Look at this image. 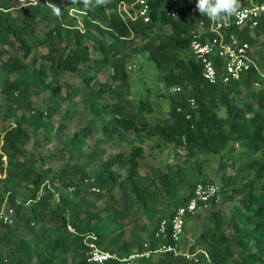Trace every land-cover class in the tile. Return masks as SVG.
<instances>
[{"label":"trees","instance_id":"trees-1","mask_svg":"<svg viewBox=\"0 0 264 264\" xmlns=\"http://www.w3.org/2000/svg\"><path fill=\"white\" fill-rule=\"evenodd\" d=\"M13 1L17 0H0V67L4 71L0 93L7 102L2 117L4 130L0 136V210L7 198L18 222L0 221V264H68L67 254L70 252L75 258L71 264H88L83 238L92 232L97 235L99 243L104 242L99 226L103 218L126 219L138 208L152 219L159 194L173 195L175 187L182 182V177L177 179L169 171L154 168L151 169L152 178H156L158 186L152 189L139 171V159L144 155L140 144L131 146L128 155L122 150L108 157L95 175L87 174L85 169L99 157L95 146L89 149V125H84L69 137L65 148L70 155L57 173L50 175V168L38 169L34 165L36 159L23 147L24 138L29 136L27 127L37 130L44 125V115L50 117L57 112L63 87L60 74L79 72L81 64L91 61L90 47L101 54L99 61L109 65L112 79L120 81L121 87L89 88L85 94V98H89H84L89 110L101 120L104 136L121 138L127 132L137 133L140 139L158 136L165 143L184 146L189 156L197 152L220 153L229 142L243 141L252 157L240 166L243 172L241 184H236L237 176H229L223 177V183L219 185V192H224L226 186L233 184L231 194L240 196L236 212L228 222L231 232H226L220 210L212 201L208 224L195 237L192 248L199 246L208 254L209 262L201 259L199 264H264V113L254 109L251 102L239 105L237 98L230 96L240 82L252 84L259 77L256 71L252 69L243 79L229 84L205 82L201 76V65L189 52L191 31L197 28V16L192 6L184 5V0L175 3V15L166 12V0H150V20L147 22L141 18H123L118 11L120 2L130 4L133 0H106L103 5L89 7L79 0H71V9L82 16L81 27L77 14L51 0H30L15 14ZM239 4L243 6L246 0H239ZM164 25L170 26V32L164 31ZM259 28L264 29L263 22ZM229 31L251 44L257 42L247 30L230 26ZM132 38L143 41L137 49L146 53L154 63L157 76L164 83L168 108L163 120L149 122L143 113L144 109L147 113L152 112L147 101L140 99L136 107L124 99L122 85L127 80L126 63L133 52L137 53L135 48L133 52L124 51ZM84 40H90L92 44L84 43ZM33 42L46 47L42 57L49 62L48 68L44 65L31 68L21 61V56H28ZM4 53H9L6 58ZM215 62L219 69L220 60L215 58ZM11 74L16 76L10 78ZM90 78L86 79L87 84ZM175 85L181 86V91L169 92ZM105 88L112 89L116 100L97 105L96 101ZM45 90L49 92V105L43 112L33 106L32 96ZM258 90L261 93L259 106L262 107L264 90ZM190 96L195 98L196 108L188 104ZM18 111L22 113L17 115ZM248 113H251L250 117ZM99 151L102 153L104 149ZM75 152L80 158L86 156V161L72 163ZM115 165L126 167V175L114 169ZM178 172L187 175L183 168ZM22 181L26 183L24 197L33 201L26 217L21 215L23 205L16 193ZM198 181L204 179L195 182ZM7 183H11L10 189L6 187ZM194 183L187 185L189 191H192ZM73 184L75 194L81 189L95 187L112 200L102 209L92 212L87 205L74 203L65 192H61L54 205L50 206L55 191ZM117 188L120 195L116 200L122 203L121 207L111 204L115 201L111 193ZM100 196L101 193L98 198ZM188 197L186 195L179 200L174 208L185 204ZM163 215H158L146 235L140 236V239L146 238L151 247L157 243L154 230L158 217ZM236 215H239V221L235 220ZM68 225L74 232L67 229ZM28 234L32 239L26 237ZM138 247L140 249L141 245ZM105 248L119 255L132 252L127 242L118 244V240L109 241ZM144 261L193 264L172 254H153L143 258Z\"/></svg>","mask_w":264,"mask_h":264},{"label":"rangeland","instance_id":"rangeland-1","mask_svg":"<svg viewBox=\"0 0 264 264\" xmlns=\"http://www.w3.org/2000/svg\"><path fill=\"white\" fill-rule=\"evenodd\" d=\"M29 1L30 0L13 1L12 4L16 7L13 9V13H17L22 7L27 5ZM51 2L54 4L58 3L61 7L70 8L72 13L75 15L77 14L76 17L78 22L81 21L82 16L80 13L71 9V0H51ZM163 29L165 32H170L169 25H164ZM263 38L264 37L261 35L255 44V48L258 52L261 50V39ZM84 43L89 45L92 44L90 40H84ZM142 43L143 41L140 38H132L131 42L126 45L124 51L133 52V49H137L138 45ZM45 52L46 47L44 45H41L38 42H33L31 43V50L28 56H21L20 59L31 68H39L40 65H44L48 68L49 62L42 57ZM90 52L91 61L81 64L79 66V72L69 75H64V73L60 74V83L63 87L59 95V109L50 117H46V115L43 116L42 121L44 125L41 128L33 130L32 127H27L29 136L24 138L23 147L28 153H31L34 156L36 159L34 165L38 169L50 168V175H52L57 173L65 161L68 160L70 154L69 150L65 148V145L68 143L67 141L69 137L78 129L83 128L84 125H89L91 129L87 138V142L91 144L89 149H92L93 146H95V148L98 149L97 152L99 153V157L85 169L87 174L95 175V173L101 170L102 162L108 157L113 156L122 150L128 155L131 146L140 144L143 146L144 155L139 159V171L152 189H154L155 186H158V181L156 178H152L151 169L157 168L160 171H169L173 173L177 179H181L182 177V182L175 187L173 195H168L164 192L159 194L157 210L152 219L143 214V212L137 208L126 219H108L105 217L101 221L99 226L105 237V241L99 243L102 248H105L109 241L118 240V244L127 242L132 247V251H134L139 248L138 246L141 245L143 241L147 240L146 238L140 239V236L146 235L151 229L156 217L172 210L175 207V204L189 193L188 184L192 185L198 179H204L214 181L218 185H221L223 183V177L229 176H237L238 181L236 184H241V174L243 172L240 170V166L242 163L248 161L252 157V154L245 149L243 141L229 142L220 153L205 154L197 152L193 156H189L184 146H180V150H177V145L173 143H165L158 136L144 137L140 139L138 138V134L133 132L125 133L121 138H108L104 136L101 133V120L89 110L87 106L88 103L84 101L85 94L89 88H107L108 85H114L115 88L121 87H119L120 81H114L112 79L109 65L99 61L101 59V54L96 53L93 47H90ZM8 54L9 53H4L3 57L6 58ZM129 63H135L137 68L133 71L131 69H127L126 71L127 80L124 83L125 86L122 85V91H124L122 93H125L124 99L131 101V104L134 106L138 104L140 99L147 101V105L151 107L152 112L147 113V110L144 109L143 113L149 122L153 123L163 120L167 114L168 102L164 83L157 76V69L154 63L147 58L146 53L139 52L138 49L137 53L133 52L126 65ZM3 76L4 71L0 67V89L3 87ZM15 76V74H11L10 78H14ZM88 76L91 77L89 84L86 82ZM106 88L96 101L97 105H100L101 103L110 104L116 100V96L112 89ZM127 89L129 91H127ZM168 91L170 92L171 89ZM260 94V91L252 84L247 85L240 82L237 87L233 88L230 96L237 98L239 105H243L244 102H251L254 109L264 113V104L262 107L259 106ZM48 95L49 92L47 90L36 96L33 95V106L39 107L41 111L45 112L49 105ZM85 99L88 100L89 98ZM6 107L7 102L0 93V136L4 130L5 123L2 120V117ZM21 113L22 111H18L17 115H20ZM247 116L250 117L251 113H248ZM60 126H62L61 129L59 128ZM100 148H103L104 152L100 153ZM258 154L259 152L256 155ZM80 161L85 162L86 156L80 158V156L77 155V152H75L71 162L74 163ZM113 168L119 171L122 175H126L127 173L126 167L120 168L118 165H115ZM181 168L186 170L187 175L178 172ZM252 175L253 173L251 176ZM25 184L26 183L22 181L19 186L20 190L16 192L18 195V201L23 205V209L21 210V215L23 217H26L29 208L33 205V201L26 200L24 197L26 194V192H24ZM232 186L233 184L226 186V190L220 192L219 199L215 203V208H219L224 220V228L228 233L231 232V227L228 222L231 215L236 212L235 207L239 205L238 201L240 197L239 195L231 194L230 189ZM6 187L10 189L12 187L11 183H7ZM61 192H65L74 203H79L83 206L87 205L92 212L102 209L104 205L112 200L108 194L104 195L102 191L98 192L92 189H81L78 194L74 193V189L71 191H68L66 188L57 190L58 195H60ZM100 193L101 196L98 198ZM111 194L115 197V201L113 200L111 204L115 207H121L122 203L116 200L120 195V190L117 188ZM56 197L53 196V201H51L50 206L54 205ZM88 201L92 202V204ZM8 206L9 200L6 198L3 206L4 210ZM209 210L210 208L187 222L186 235L190 238V241H193L201 232L202 228L208 224L207 216ZM11 220L12 222L10 223L16 224L18 222V217L13 216ZM235 220L239 221V215H236ZM1 231L2 227H0V232ZM26 237L32 239L31 234H28ZM156 257L157 256L154 257L155 260L157 259ZM74 260L73 252L68 253V264L73 263ZM134 264L156 263H149L148 261L142 262L141 260Z\"/></svg>","mask_w":264,"mask_h":264},{"label":"built area","instance_id":"built-area-1","mask_svg":"<svg viewBox=\"0 0 264 264\" xmlns=\"http://www.w3.org/2000/svg\"><path fill=\"white\" fill-rule=\"evenodd\" d=\"M179 0H166V12L175 15L174 5ZM185 6L195 7V0H184ZM150 0H133L130 4L120 2L118 11L123 18L135 20L141 18L144 22L150 20ZM74 10V9H72ZM72 13V12H71ZM197 28L191 31L189 41V52L201 65V76L209 84H229L232 81H239L246 77L252 69L259 77L253 80L252 85L257 89L264 90V38L261 39L262 47L258 52L255 44L243 40L235 33L229 31L230 26L247 30L250 35L258 39L264 37V29L260 25L264 23V0H246V4L239 7V16H230L221 22H214L206 16L195 11ZM78 22V20H77ZM81 27V21L78 22ZM215 58L220 60V68H217ZM137 65L129 63L128 70H135ZM173 92H180L181 86L171 87ZM187 102L192 108H196V100L190 96ZM180 110V107L177 108ZM180 150V146H177ZM75 188L74 184L67 187L68 191ZM92 190L98 191L93 187ZM219 185L211 180L198 181L194 183L192 191L187 194L188 200L185 204L178 206L158 217L154 238L157 240L155 247L145 240L141 248L132 251L128 255H119L116 251L102 248L95 233H87L83 238L85 255L88 264H134L143 258H149L153 254H172L183 257L193 264H199L201 259L207 262V252L196 246L192 248L193 241L186 235V224L200 213L211 207L219 199ZM54 196L58 198V193ZM14 210L11 207H4L0 210V221L2 223L12 222ZM67 229L74 232L71 225Z\"/></svg>","mask_w":264,"mask_h":264},{"label":"clouds","instance_id":"clouds-1","mask_svg":"<svg viewBox=\"0 0 264 264\" xmlns=\"http://www.w3.org/2000/svg\"><path fill=\"white\" fill-rule=\"evenodd\" d=\"M85 7L103 5L106 0H79ZM239 0H195L193 11L214 22H221L230 16H239Z\"/></svg>","mask_w":264,"mask_h":264},{"label":"crops","instance_id":"crops-1","mask_svg":"<svg viewBox=\"0 0 264 264\" xmlns=\"http://www.w3.org/2000/svg\"><path fill=\"white\" fill-rule=\"evenodd\" d=\"M143 147V146H142Z\"/></svg>","mask_w":264,"mask_h":264}]
</instances>
